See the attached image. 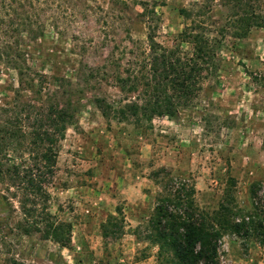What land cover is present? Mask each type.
I'll return each mask as SVG.
<instances>
[{
    "label": "rangeland",
    "instance_id": "obj_1",
    "mask_svg": "<svg viewBox=\"0 0 264 264\" xmlns=\"http://www.w3.org/2000/svg\"><path fill=\"white\" fill-rule=\"evenodd\" d=\"M24 4L6 0L0 7V104L18 97L15 67L25 58L33 74L70 84L77 123L66 131L47 188L51 212L72 232L66 246L22 232L18 198L2 179L0 226L9 243L3 257L27 264H170L144 238L162 186L153 174L164 168L175 181L194 184L201 209L232 195L231 206L254 215L247 238L224 235L220 264H264V81L254 78L264 71V0H42L28 11L34 33L22 29ZM153 9L159 43L189 51L181 32H199L213 47L216 69L195 103L173 117L142 127L106 119L96 99L122 96L107 72L133 58L129 40L144 44L138 53L146 48ZM20 89L24 99L42 102L24 84Z\"/></svg>",
    "mask_w": 264,
    "mask_h": 264
},
{
    "label": "trees",
    "instance_id": "obj_2",
    "mask_svg": "<svg viewBox=\"0 0 264 264\" xmlns=\"http://www.w3.org/2000/svg\"><path fill=\"white\" fill-rule=\"evenodd\" d=\"M41 2L25 0L23 6L27 11L22 29L28 33H34V20L28 11ZM5 3L2 0L0 7ZM148 15L146 48L138 53L144 44L129 40L132 47L127 48V53L133 58L125 63L118 60L107 72L117 80L122 96L111 102L96 99L104 118L138 127L151 124L156 117H173L180 109L192 106L206 78L216 69L213 47L203 34L187 28L181 32V37L190 43L189 51L179 46L166 47L156 40V26L151 25L159 19L158 14L153 9ZM15 69L19 95L11 105L0 104V180H6L9 190L18 198L21 214L18 227L22 232L40 233L66 246L71 241L72 225L51 212L47 186L57 169L66 131L77 123L76 106L70 98L73 92L65 78L49 79L45 74H33L26 58L22 68ZM97 69L90 67L92 72ZM254 78L264 81V71ZM44 81L54 83L55 88L44 87ZM22 84L31 90L33 99L42 102L24 99ZM153 176L162 186L144 238L158 246L159 258L165 257L170 264H220L219 248L224 235L230 231L247 238L250 234L254 215L243 213L235 204L231 206L232 195L215 209H201L194 184L185 179L175 181L172 172L164 168ZM229 182H234L233 178ZM7 245L0 226V264H27L10 255L3 257L1 253Z\"/></svg>",
    "mask_w": 264,
    "mask_h": 264
}]
</instances>
